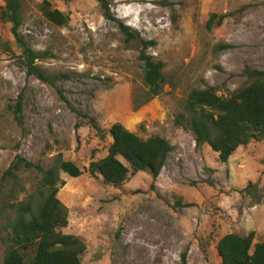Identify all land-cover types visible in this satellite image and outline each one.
Masks as SVG:
<instances>
[{
	"label": "rangeland",
	"instance_id": "rangeland-1",
	"mask_svg": "<svg viewBox=\"0 0 264 264\" xmlns=\"http://www.w3.org/2000/svg\"><path fill=\"white\" fill-rule=\"evenodd\" d=\"M49 1L70 15L57 25L42 14ZM24 0L20 37L51 56L38 64L67 75L44 83L21 65L12 24L0 20V179L20 154L46 169L63 154L86 171L61 174L59 199L69 208L65 233L87 243L82 264H220L216 245L226 234L256 232L264 240V140L241 147L227 163L178 122L189 92L238 88L247 67L264 69V0ZM225 15L208 28L210 17ZM119 22L139 35L130 39ZM228 49H218L220 44ZM143 56L165 65L162 93L135 108L145 89ZM62 92V95L60 94ZM23 102L24 124L12 107ZM80 114V115H78ZM93 119L106 138L90 124ZM120 122L142 137L160 135L174 146L160 176H132L122 187L87 168L108 153L111 126ZM32 190L40 174L21 173ZM258 183L262 202L244 191ZM3 248L0 244V259Z\"/></svg>",
	"mask_w": 264,
	"mask_h": 264
},
{
	"label": "trees",
	"instance_id": "trees-1",
	"mask_svg": "<svg viewBox=\"0 0 264 264\" xmlns=\"http://www.w3.org/2000/svg\"><path fill=\"white\" fill-rule=\"evenodd\" d=\"M98 1L105 17L116 20L108 1ZM23 4L24 0H0V20L13 26V33L22 50L19 55L21 65L30 75L55 85L57 80L68 76L53 74L42 68L38 60L50 57L51 53L33 49L20 37L18 30L22 24ZM40 9L45 18L57 25L70 22V15L54 8L49 1H44ZM225 17L213 14L208 28L215 22L221 25ZM119 25L127 38H139L129 26L122 22ZM229 47L224 43L217 48ZM0 51L13 53L10 42L0 38ZM142 58L145 89L141 100L135 99L136 109L159 96L167 83L165 65L150 57ZM244 75L245 80L238 88L224 93L215 86L191 90L185 99L183 112L176 118V122L193 132L197 145L210 146L223 163H227L239 148L264 140V69L247 67ZM12 112L17 124L23 126L21 97L12 107ZM90 124L101 138L107 137L93 119ZM108 133L112 143L107 155L92 160L87 170L117 188L139 172H146L156 180L174 150L167 138L160 135L139 136L120 122L114 123ZM31 170H36L40 177L29 190L21 173ZM85 171L73 161L66 160L63 154H58L48 169L20 154L16 155L0 179V244L3 248L0 264H82L87 243L81 237L63 231L69 224V208L59 199L58 193L65 185L62 173L79 177ZM242 192L250 195L255 203L262 202L258 183L250 182ZM255 237V231L224 235L216 245L220 264H264V240L254 243ZM186 263V253H183L181 264Z\"/></svg>",
	"mask_w": 264,
	"mask_h": 264
}]
</instances>
